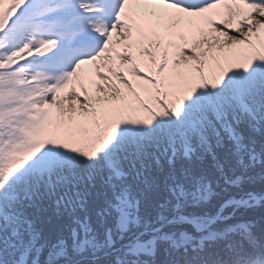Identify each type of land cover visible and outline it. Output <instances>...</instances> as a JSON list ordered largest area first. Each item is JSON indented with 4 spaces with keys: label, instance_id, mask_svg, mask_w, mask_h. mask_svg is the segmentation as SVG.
<instances>
[{
    "label": "snow or ice",
    "instance_id": "obj_1",
    "mask_svg": "<svg viewBox=\"0 0 264 264\" xmlns=\"http://www.w3.org/2000/svg\"><path fill=\"white\" fill-rule=\"evenodd\" d=\"M0 264H264V0H0Z\"/></svg>",
    "mask_w": 264,
    "mask_h": 264
}]
</instances>
